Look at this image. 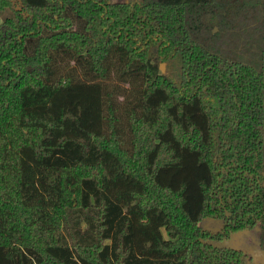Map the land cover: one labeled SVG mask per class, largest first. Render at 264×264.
Segmentation results:
<instances>
[{
    "label": "trees",
    "instance_id": "1",
    "mask_svg": "<svg viewBox=\"0 0 264 264\" xmlns=\"http://www.w3.org/2000/svg\"><path fill=\"white\" fill-rule=\"evenodd\" d=\"M255 226L264 0H0V264H264L219 244Z\"/></svg>",
    "mask_w": 264,
    "mask_h": 264
},
{
    "label": "rangeland",
    "instance_id": "2",
    "mask_svg": "<svg viewBox=\"0 0 264 264\" xmlns=\"http://www.w3.org/2000/svg\"><path fill=\"white\" fill-rule=\"evenodd\" d=\"M125 1V0H116ZM223 220L206 217L202 221V225L212 230H218L221 228ZM259 231L258 227L243 229L233 232L227 239L220 241L219 244H225L228 246L243 248L250 252L254 257L256 263L264 261V250L259 246Z\"/></svg>",
    "mask_w": 264,
    "mask_h": 264
},
{
    "label": "crops",
    "instance_id": "3",
    "mask_svg": "<svg viewBox=\"0 0 264 264\" xmlns=\"http://www.w3.org/2000/svg\"><path fill=\"white\" fill-rule=\"evenodd\" d=\"M243 249V248H242Z\"/></svg>",
    "mask_w": 264,
    "mask_h": 264
}]
</instances>
